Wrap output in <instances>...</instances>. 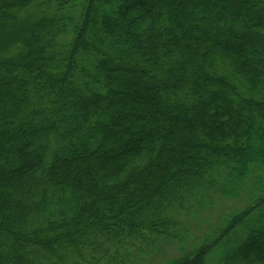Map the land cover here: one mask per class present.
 <instances>
[{"label": "trees", "instance_id": "1", "mask_svg": "<svg viewBox=\"0 0 264 264\" xmlns=\"http://www.w3.org/2000/svg\"><path fill=\"white\" fill-rule=\"evenodd\" d=\"M263 172L264 0H0V264H264Z\"/></svg>", "mask_w": 264, "mask_h": 264}, {"label": "rangeland", "instance_id": "2", "mask_svg": "<svg viewBox=\"0 0 264 264\" xmlns=\"http://www.w3.org/2000/svg\"><path fill=\"white\" fill-rule=\"evenodd\" d=\"M10 50H8V52ZM262 175L264 178V172ZM244 206L245 204L243 201L223 200L219 197L216 190H208L207 188L202 189L201 194L194 196L189 202L185 203L184 208L178 211L179 213H173L174 219L178 222L176 230L186 235L184 242L188 245L192 241L196 242L197 239L202 240L201 238L205 233L211 234L213 230L218 227V224L220 225V219H223L228 213L241 210ZM244 234L245 229L240 228L238 235L243 236ZM143 237H145V234H143ZM136 248L137 246H135V250ZM149 248L153 249V251H149L147 256L141 258L140 255H136L131 258L128 264H161L167 258L178 255V253H176L177 250L163 242V240L153 242ZM143 249L145 248L142 247V250ZM124 252L126 251L121 249L120 254L125 255ZM57 256H62V261L67 263L74 258L75 254L72 253L70 248L65 247L58 250ZM95 257L97 258L99 256L95 255ZM96 258H94V260H96ZM84 260L89 261L91 258L85 257ZM84 260H80V264H85L82 263ZM101 262H103V260L96 264H102ZM210 263L218 264L217 260L213 258H211L209 264ZM93 264L95 263L93 262Z\"/></svg>", "mask_w": 264, "mask_h": 264}]
</instances>
